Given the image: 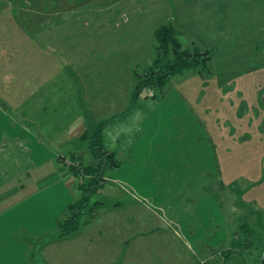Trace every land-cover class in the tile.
Wrapping results in <instances>:
<instances>
[{
	"label": "rangeland",
	"instance_id": "374dc122",
	"mask_svg": "<svg viewBox=\"0 0 264 264\" xmlns=\"http://www.w3.org/2000/svg\"><path fill=\"white\" fill-rule=\"evenodd\" d=\"M167 22L182 31L186 46L212 50V74L190 70L173 77L141 109L140 129L124 135L134 142V154L118 150L119 165L106 173L96 197L102 202L81 226L91 223L85 231L94 237L107 226L112 236L98 240L96 251L82 244L81 234L50 239L76 190L64 180L47 181L53 171L37 156L50 158L52 145L35 149L34 165L20 160L25 152L19 147L12 151L17 138L25 137L14 114L26 111L42 89L51 87L52 96L62 99L65 78L82 79L84 88L75 89H85L93 100L130 97L137 72L153 63L146 68L155 57V31ZM108 111L98 118L108 119ZM55 129L49 137H67L68 129ZM2 142L0 264H76L74 258L80 264L83 256L85 264H104L109 256L115 261L117 249L99 254L97 249L121 245L129 227L135 239L157 242L152 254L186 262L191 260L187 244L188 251L198 252L194 264H259L264 254V0H0ZM86 153L87 162L94 163ZM11 158L17 164L12 166ZM60 159L66 166L73 162L71 155ZM72 178L75 183L77 177ZM124 191L140 207L129 203ZM204 244L210 248L206 256L200 251Z\"/></svg>",
	"mask_w": 264,
	"mask_h": 264
},
{
	"label": "crops",
	"instance_id": "0c3cea01",
	"mask_svg": "<svg viewBox=\"0 0 264 264\" xmlns=\"http://www.w3.org/2000/svg\"><path fill=\"white\" fill-rule=\"evenodd\" d=\"M57 12L61 11L58 10ZM62 13H64V11H62ZM48 14L49 13H47V15ZM154 58L155 57L153 56L149 59L148 63L146 64V68L150 63H152ZM60 82L61 85H64L65 89L67 90L66 95H64L62 99H58L52 96L51 87L45 91L42 89L37 92L36 96L33 95V97L35 96V99H32L31 103L27 106L28 108L26 111L14 114L15 117L20 121L19 123L15 120L14 125L17 127L19 124H22L21 130L22 133L25 134V137L24 139L17 138L18 142H16V146L13 147L12 151H14L15 147H19L20 150L25 152V154H23V157H21L20 160L26 161L27 159L32 165H34L36 164L33 161V157L36 155L35 149L38 150L44 147L49 150L47 146L50 147L52 145V151L48 154L50 158L43 157V155H38L37 157L38 160L41 161V163L43 161L46 162V165L50 167L51 172L53 171L49 176H46L48 177L47 181L50 184H59V181L64 180L65 182H67L69 188H75L76 191H73L74 198H72V200L69 202V204H71L80 197L81 193L80 190L76 187L74 180L68 170V167L66 165H62L63 163L61 162L60 157L63 158L67 155H76L81 156L82 159L87 162L90 158L84 157V155L87 154V145L81 139V136L88 128L94 127L95 125H97L98 122L104 119H99L98 113H100L99 116L106 115L102 112H106L108 110L109 111L107 115H109L108 119L110 121L104 128L106 147L111 151L115 152L116 154L118 153V150H124L129 155L134 154L132 150V145L134 142H131V139H128V137L125 138L124 135L133 129H135V131H138L140 129V123L143 121L144 118V116L141 114V109L146 107L148 98L139 99L138 102L132 108L129 109L131 105L132 93L130 97L126 94H123L116 95L115 97H111L110 99H108L110 95H106L104 101L98 97L94 98L93 100L92 96L90 97L89 93H86L85 89H83V93H81V90L75 89V86L83 87V85H81L82 79L68 80V78H65ZM33 85H35V83H33ZM46 85H49V83H46ZM93 92H96V90H93ZM109 100L111 101L110 105ZM99 102H102V104H99ZM103 102L106 103L103 104ZM90 104L93 105V108H91ZM48 109L51 110V113L49 114L47 113ZM12 121H14V119H12ZM125 123H127V125L129 124V126L126 128L123 127V124ZM56 127L58 129L60 127L68 129L67 137L61 140H55L49 137V135H51L54 131L57 130L55 129ZM132 134H134V132H132ZM5 145V142L0 143V151H3ZM17 162L18 161H16L14 158H11L10 163L12 166L14 165V163L17 164ZM124 192L123 194L128 195L127 198L130 201L129 203H133L134 207H137L141 204L138 199L132 197L130 194H128L127 191ZM90 224L91 223L83 226L78 232L62 240L69 238L72 239L75 238L77 235L81 234L82 238L84 239V241H82V244L86 242L85 245L90 246L88 247L90 248V250L93 246V251H96V248L100 245V243L97 241L100 239L101 241H103V238L110 237L112 235L108 232L109 228L107 226H103L98 231V233L96 232V237H94L89 232L91 230L85 231ZM126 229L127 232L123 234L124 238H122L121 240V245L118 244L117 247V245H115L114 243H112L111 245L102 244V249H97L98 254L100 252L102 253L103 249L105 248L106 250L117 249V252L119 253L115 261H113V258L109 256L103 257V259L101 260L102 263L194 264V258L198 252L194 253L192 252V250L188 251V249L190 250V247L187 244H185L184 247L186 252L189 254V257H191V260L188 259L185 262L184 260H181V258H179L178 256L176 258L167 255L152 254L154 247L157 244L156 241H152L147 236H138V239H135V236L133 234L131 235L130 232H128L130 230V227ZM204 245L200 246L202 256H206L205 254L210 252L209 245ZM119 246L121 247L119 248ZM130 248H133L135 252L130 251ZM59 255L63 258H66L65 254L63 255L61 252L59 253ZM210 256H212V254H210ZM86 260L87 257L83 256L81 258L82 263L80 264H85ZM73 263L77 264L76 258H74Z\"/></svg>",
	"mask_w": 264,
	"mask_h": 264
},
{
	"label": "trees",
	"instance_id": "16d2710c",
	"mask_svg": "<svg viewBox=\"0 0 264 264\" xmlns=\"http://www.w3.org/2000/svg\"><path fill=\"white\" fill-rule=\"evenodd\" d=\"M182 37H184L182 31L172 22L156 29L155 58L144 73L137 72L129 109L140 98L155 97V90L163 89L173 77L186 71L195 70L212 74L210 69L213 60L212 50L198 45L186 46L181 40ZM145 89L152 93H145ZM109 121L105 119L98 122L81 136V139L87 142V149L94 163L85 162L81 156L71 155V160L77 163H70L68 168L72 176L82 178L81 182H75L81 194L68 205L67 216L59 220L50 239L66 238L78 232L87 216L91 218L92 212L101 204L102 201L96 197L103 188L106 173L119 165L116 153L105 145L104 128Z\"/></svg>",
	"mask_w": 264,
	"mask_h": 264
},
{
	"label": "built area",
	"instance_id": "2783aa9c",
	"mask_svg": "<svg viewBox=\"0 0 264 264\" xmlns=\"http://www.w3.org/2000/svg\"><path fill=\"white\" fill-rule=\"evenodd\" d=\"M70 163H71V162L68 161V162H67V166L70 165ZM81 181H82V178L78 176V177L76 178V181H75V182L77 183V182H81Z\"/></svg>",
	"mask_w": 264,
	"mask_h": 264
},
{
	"label": "water",
	"instance_id": "95a60500",
	"mask_svg": "<svg viewBox=\"0 0 264 264\" xmlns=\"http://www.w3.org/2000/svg\"><path fill=\"white\" fill-rule=\"evenodd\" d=\"M259 264H264V254H263Z\"/></svg>",
	"mask_w": 264,
	"mask_h": 264
}]
</instances>
